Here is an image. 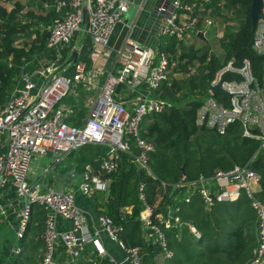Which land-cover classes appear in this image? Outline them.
Masks as SVG:
<instances>
[{
    "label": "built area",
    "instance_id": "obj_1",
    "mask_svg": "<svg viewBox=\"0 0 264 264\" xmlns=\"http://www.w3.org/2000/svg\"><path fill=\"white\" fill-rule=\"evenodd\" d=\"M210 0H161L155 13L164 17L163 34L185 40L190 34L205 37L206 29L215 25L210 16H204ZM61 17L48 27L47 48L54 50L53 59H46L32 71L24 64L15 87L7 102L0 106V216L6 217L10 194L20 203L17 223L14 229L15 243L10 248L12 256L21 252L22 240L31 215L33 204L44 210V230L41 235L43 255L39 264H75L86 251L93 249V263L98 264L106 254L100 238L102 233L116 244L123 255L125 264H141L139 247H128L120 238L123 227L114 225L106 216H98L100 230L92 232L83 221L76 195L68 190H56L41 184L26 182L30 162L34 156L53 154V163H59L72 151L89 145H105L107 156L96 172L92 165L85 166L76 191L90 199L108 189L109 175L118 168L119 152L129 153V141L133 140L140 150L132 156V162L140 170H147L148 153L153 151L152 142L140 137L142 119L152 113H160L172 107V103L155 97L169 73L168 57L137 42L126 38L116 51L111 68L98 88V93L89 97V111L81 126H70L64 119L69 114L61 105L71 92L73 84L92 87L84 62L79 60L83 45L72 41L78 33L86 36L94 53L106 47L115 26L127 12L126 0H57L54 4ZM83 10L88 21L83 25ZM209 13V12H208ZM251 49L263 58L260 77H257L249 60L240 66L233 62L219 69L209 83L208 95L195 113V124L217 133H224L231 125L239 124L243 137L259 142L264 149V18L259 20L251 38ZM78 50L75 65L61 67L73 50ZM63 51H66L65 56ZM68 67L73 68L71 76L64 75ZM220 84L221 90H211ZM146 88L147 95L136 98L134 110L128 111L124 102L116 95L120 91L134 93ZM260 176L248 166L224 172L218 171L211 179L202 176L192 184L191 193H197L204 210L210 212L216 205L236 201L244 192L251 200L256 213V247L250 264H264V204L253 197ZM143 184L138 185L139 198L144 202ZM190 193V194H191ZM188 194L184 201H190ZM160 199V198H159ZM154 206L144 204L140 213L144 238L158 244L165 258H171L165 236L161 230L170 228L171 217L154 214ZM67 224V229H57V219ZM175 222L179 223L175 218ZM195 239L201 237L193 225H188ZM19 242V246L16 244ZM90 259H92L90 257Z\"/></svg>",
    "mask_w": 264,
    "mask_h": 264
},
{
    "label": "trees",
    "instance_id": "obj_2",
    "mask_svg": "<svg viewBox=\"0 0 264 264\" xmlns=\"http://www.w3.org/2000/svg\"><path fill=\"white\" fill-rule=\"evenodd\" d=\"M56 1L0 0V106L7 102L16 85L24 66L23 58L29 63L27 71L39 66L42 55L48 60L54 58L56 52L46 45L48 27L61 17L54 8ZM251 3L252 0H210L205 6L203 15L214 19V27L222 28L218 41L220 57L210 56L208 51L187 45L184 40L165 35L161 38L158 52L168 57L170 66L167 80L154 95L172 103V107L149 114L140 123V137L153 144V151L148 153L147 170H140L132 162V156L140 150L130 140L129 153L119 152L118 168L109 175L111 184L107 192L94 196L102 195L101 204L93 197L96 214L109 217L114 225L123 227L120 238L128 247L140 248L141 264H250L252 260L257 217L246 194L243 192L236 201L218 204L206 212L200 196L191 193L193 185H189L200 176L211 179L218 171L248 166L260 176L253 197L264 204V149L258 151L259 142L243 137L239 124L231 125L224 133L195 124L196 110L208 95L211 79L228 62L240 66L247 59L254 74L260 77L263 58L252 51L250 44ZM227 20L233 24H227ZM81 38L85 45L79 60L89 68L90 40L86 36ZM62 53L65 56L66 51ZM72 74V67L64 71L66 76ZM74 91L78 97L62 100L74 106V113L64 121L79 127L88 110L83 101L91 93L85 92L81 85H74ZM108 151L107 146L94 144L72 151L71 154L78 153L75 157L78 174L82 175L88 164L98 170ZM140 183L144 186L141 193L144 202L139 198ZM173 187L176 190L170 197ZM188 194L190 201L186 203L184 198ZM144 204L154 206V214L164 218L170 212L175 214L170 228L161 226L171 258L164 257L158 244L145 240L140 221ZM127 207H131L130 214L125 213ZM44 220L43 208L33 204L20 241L21 252L11 256L7 264H39L43 255ZM189 224L200 233L199 239L191 235ZM90 257L85 252L75 264H94L93 256Z\"/></svg>",
    "mask_w": 264,
    "mask_h": 264
},
{
    "label": "crops",
    "instance_id": "obj_3",
    "mask_svg": "<svg viewBox=\"0 0 264 264\" xmlns=\"http://www.w3.org/2000/svg\"><path fill=\"white\" fill-rule=\"evenodd\" d=\"M126 1L128 6L126 15L123 16L122 20L116 24L112 34L108 39L106 47H104L103 50L99 48L98 53H94L95 49H92V45L90 43V53L88 57L90 59L91 65L89 68L86 69L90 76V82L92 83V87H89L87 85L75 84L81 85L84 91L89 90L90 92L88 91L87 93H91V95H88L83 101L84 106L88 108V110L82 118V123L87 117L89 111L88 98L90 96L93 97L98 93V88L101 85L103 78L105 77V72L111 68L110 66L115 57V53L121 48L124 40L126 38H129L142 45L143 47L158 51L159 42L164 36L163 32L166 26L165 19L164 17L155 13V9L161 0ZM83 37L84 36L82 35V38ZM77 43H81L83 46L85 45V43H83L80 39L77 40ZM147 92V89L144 87L139 88L134 93L120 91L118 95H116V98L124 102L128 111H133L135 107L134 104L136 98L141 95H147ZM74 95V97H78L77 93H74ZM67 97H69V95ZM61 105L64 107L66 112H69V114L74 113V106L67 104L65 101H63ZM68 115H66L65 117L67 118ZM77 154V152L73 154L70 153L64 156L61 162L59 163H53L52 153L43 156L52 159V164L51 167L45 173L48 178H44L45 180L43 182H40L42 186L46 185L56 190H68L74 192L76 195V202L78 207L80 208L83 221L88 225L89 229L92 232H96L100 230V227L97 223V217L99 215L96 214L97 210L93 202V197L95 195L105 194L107 191L105 193H97L91 199L84 198L76 191L78 184L81 180V174H78L76 170V165L74 163L72 164V162L77 156ZM41 158L42 156H34L32 159L42 161ZM95 171L99 172L97 170ZM37 182L32 183L30 185H34ZM100 196H96V198L94 197L97 200V204H101L99 200ZM6 200L9 206L7 208L6 217L0 216V224L4 222L5 225L7 224L8 227H10L11 231H14L15 225L17 223V214L19 212L20 203H17V201L14 200L10 194H7ZM124 210L126 214L131 213V207H127ZM57 229L59 231H64L67 229V224L60 218L57 219ZM100 238L104 245L106 254L103 257L101 263H99L98 260V264H125L123 262L122 252L118 248V246L109 241L107 237L102 233L100 234ZM11 246L12 244L10 241H8L7 239L1 240L0 237V264H7V261L12 256L10 253ZM85 252H87L88 257H90L93 253L92 247L87 246Z\"/></svg>",
    "mask_w": 264,
    "mask_h": 264
},
{
    "label": "rangeland",
    "instance_id": "obj_4",
    "mask_svg": "<svg viewBox=\"0 0 264 264\" xmlns=\"http://www.w3.org/2000/svg\"><path fill=\"white\" fill-rule=\"evenodd\" d=\"M125 15H126V13L123 16H125ZM225 22L229 25L233 24V23H230L228 20ZM227 24H223V25H227ZM214 26L206 29L204 39H201L199 37H195L193 34H190L188 38H185L184 42L187 45H194L196 48H200V49H204V50L208 51L210 56L220 57L221 56V50L219 48L218 41H219V38L222 37L223 33H222V28L214 27ZM81 34L82 33H78L76 35L75 39L72 41V42H74V45L76 44L77 40H79L81 38ZM44 60H46V58L44 57V55H42V57L40 58V62H43ZM192 70H193L192 72H194L196 70V67L192 68ZM74 85L75 84H73L71 86V92L69 94V96L73 97V98H75L74 97L75 96L74 95V93H75ZM88 91L89 90H86L85 92H88ZM35 158H38V157H35ZM41 160L42 161H37V160H33V159L31 160L30 171L28 172V175L26 178V182L28 184H32V183H35L37 181L38 182L36 184H41V182H43L45 180L44 178H48L45 173L51 167L52 159L42 156ZM73 163L75 164V159L73 160L72 164ZM68 164H69V162H68ZM0 237H1V240L7 239L8 241H10L12 245L15 243L14 231H11L10 227H8L7 224L5 225L4 222H2L0 224ZM16 244L19 246V242Z\"/></svg>",
    "mask_w": 264,
    "mask_h": 264
},
{
    "label": "water",
    "instance_id": "obj_5",
    "mask_svg": "<svg viewBox=\"0 0 264 264\" xmlns=\"http://www.w3.org/2000/svg\"><path fill=\"white\" fill-rule=\"evenodd\" d=\"M262 6H263V1L262 0H252L251 3V7H250V21H251V31H250V35L251 38L254 34V31L256 29L257 23L259 20H262ZM87 21H88V15H87V11L83 10V25L86 27L87 25ZM199 38L204 39V36L202 35V33H198L197 35ZM78 59V50L75 49L73 50V52L71 53L70 57L67 59V61L64 63V65L61 67L60 71H62L66 66L68 65H75ZM221 90L220 88V84H218L217 86H215L214 88H212L211 93L212 94H216L217 92H219ZM137 174L139 176L140 179V175H141V171L138 170ZM108 186H110V181L108 182ZM176 190V187H173L169 193V196L171 197L172 194L174 193V191ZM169 217L174 218L175 214L173 212L169 213Z\"/></svg>",
    "mask_w": 264,
    "mask_h": 264
}]
</instances>
